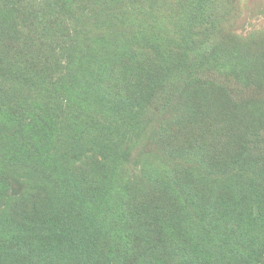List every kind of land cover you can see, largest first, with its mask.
I'll use <instances>...</instances> for the list:
<instances>
[{"label": "trees", "instance_id": "1", "mask_svg": "<svg viewBox=\"0 0 264 264\" xmlns=\"http://www.w3.org/2000/svg\"><path fill=\"white\" fill-rule=\"evenodd\" d=\"M152 1L45 0L74 22L65 74L53 79L60 63L20 37L14 15L28 18V0H0V38L22 43L15 54L0 45V264H256L264 255V33L225 31L228 0H185L184 18L173 16L179 37L168 36ZM147 102L174 109L155 136L177 166L152 167L132 186L115 177L114 155L97 162L83 151L73 167L54 154L55 109L65 108L67 135L82 129L74 113L85 104L125 116ZM26 168L37 174L32 188L3 201Z\"/></svg>", "mask_w": 264, "mask_h": 264}, {"label": "rangeland", "instance_id": "2", "mask_svg": "<svg viewBox=\"0 0 264 264\" xmlns=\"http://www.w3.org/2000/svg\"><path fill=\"white\" fill-rule=\"evenodd\" d=\"M183 1L185 0L152 1L158 8L161 24L167 26L165 33L168 36L174 34L175 37H179L180 30L177 28L179 23H176V18L173 16L177 11V16L180 18L183 13L184 18L185 12L181 6ZM149 3L150 1H148ZM44 8L49 13L43 12ZM34 10L35 15L37 14L36 17L32 15ZM27 11L28 18L24 20V15L21 13L18 12L14 15L19 25L20 37L25 34L32 36L35 43L34 51L44 53L43 50L45 49V54L50 63H60L59 66L61 67L57 69L56 74L53 73V79L57 78L58 74L59 76L65 74V56L68 54L65 53V40L72 38L74 22L65 16L64 11L57 9L54 11L53 5L50 2H45V0H28ZM221 11L225 31L235 33L238 37L251 35L256 38L264 33V0H228L226 7L222 6ZM132 12H137V9L132 10ZM147 20L149 21V19ZM7 37L9 38L6 39ZM7 37L0 38L3 41H9L7 43L0 42L1 47L5 50L11 48V52L14 54V48L19 52L21 41L19 39L13 40L10 36ZM83 41L86 44L89 43V39L86 37ZM140 47H142L141 44L138 48ZM42 52L34 58L36 61L39 62L44 56ZM10 58L15 59L14 56H10ZM150 103L152 102H147L148 107H145L144 110L139 107H130L125 116L123 112H105L103 110L97 112L94 111L95 104L88 106L85 104V109L76 108V113H74L76 120H80L82 129L75 130L71 126L70 128L67 126V135H65V108L55 109L56 112L52 113V118L56 117L54 121L57 122L56 134L52 139V142L56 143L55 145L52 144L54 154H65V165L70 164L73 167H78L83 160V151L95 154L97 162L109 159L114 155L116 156L115 159L121 162L115 177L120 178V182L126 184L129 181L132 186L142 185L146 180L144 174L152 167L173 168L179 164L178 158L160 152L161 144L155 136L157 129L160 128L169 113L174 112V109H168L162 105L151 109ZM135 112L137 115H133ZM120 155L121 158H119ZM43 172L38 171L40 179L43 178ZM47 175L50 176V173ZM47 175H45L46 179L48 178ZM36 176L35 171L29 174L27 168L14 172L4 187L5 192L2 191V200L13 199L20 196L25 189L32 188L34 183L31 182H36ZM34 188L36 189V187ZM48 192L53 193L54 189ZM2 209L3 206L0 205V211ZM256 264H264V255Z\"/></svg>", "mask_w": 264, "mask_h": 264}]
</instances>
